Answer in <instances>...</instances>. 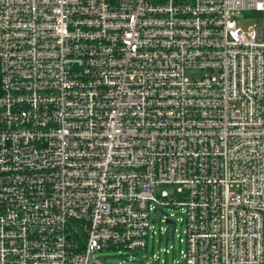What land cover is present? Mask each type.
<instances>
[{
    "label": "built area",
    "instance_id": "2783aa9c",
    "mask_svg": "<svg viewBox=\"0 0 264 264\" xmlns=\"http://www.w3.org/2000/svg\"><path fill=\"white\" fill-rule=\"evenodd\" d=\"M156 221L264 264V0H0V264H156Z\"/></svg>",
    "mask_w": 264,
    "mask_h": 264
},
{
    "label": "rangeland",
    "instance_id": "374dc122",
    "mask_svg": "<svg viewBox=\"0 0 264 264\" xmlns=\"http://www.w3.org/2000/svg\"><path fill=\"white\" fill-rule=\"evenodd\" d=\"M253 22L249 21L248 19L244 20H238L237 21V27L241 29H246L247 26L251 25ZM190 76L198 77L200 76L199 73H192ZM162 192H166V194H170L172 192V189L168 185H158L154 187V193L156 195H159ZM155 227L156 235L153 237V239H148L147 247L145 252H141L140 254L144 255L145 257L149 256L152 252L155 254V256H158V261L156 264H176L177 261V249H178V242L175 238L176 232L180 229L179 223H175L174 226H171L167 230V238L164 239L163 235H159L158 228L164 227L163 224L158 223L157 221L153 224ZM173 229L176 231L173 232ZM170 233L172 234V238H169ZM169 247H172L173 251L171 252L169 250ZM168 249L169 253L164 255L163 250ZM97 256L100 260L105 258L104 263L105 264H144L143 262L139 263L138 260H133L131 262H128L127 260L131 255H117L115 251H102L100 253H97Z\"/></svg>",
    "mask_w": 264,
    "mask_h": 264
}]
</instances>
